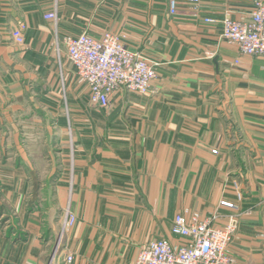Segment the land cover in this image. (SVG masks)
Returning <instances> with one entry per match:
<instances>
[{"label":"crops","instance_id":"0c3cea01","mask_svg":"<svg viewBox=\"0 0 264 264\" xmlns=\"http://www.w3.org/2000/svg\"><path fill=\"white\" fill-rule=\"evenodd\" d=\"M254 3L200 0L195 16L171 15L169 0H0V217L12 220L0 223V264H134L142 244L179 240V212L225 225L234 212L219 202L238 199L235 183L234 264H264L263 61L204 22L247 18ZM56 6L57 23L45 18ZM19 21L25 46L10 35ZM106 31L155 63L156 93L89 104L61 40ZM42 131L37 156L24 133Z\"/></svg>","mask_w":264,"mask_h":264},{"label":"built area","instance_id":"2783aa9c","mask_svg":"<svg viewBox=\"0 0 264 264\" xmlns=\"http://www.w3.org/2000/svg\"><path fill=\"white\" fill-rule=\"evenodd\" d=\"M182 5L190 6L196 16L200 0H169V13L178 14ZM45 18L58 21V7L45 14ZM206 23H221L225 40L237 44L242 55L252 56L263 61L264 68V0H255L250 16L233 19L229 14L222 20L204 18ZM29 26L19 21L10 30L13 41L19 46L26 44ZM120 34L106 31L100 38L87 32L77 37L66 35L62 43L67 59L76 70L80 84L88 87L89 104L106 109L114 94L123 89L146 95L156 92L152 84L158 73L147 56L128 48ZM58 43V42H57ZM236 63L239 59L235 60ZM63 63L60 62V69ZM217 154L219 151H212ZM237 200L221 199L219 206L231 212L225 225L215 224L216 216L205 217L198 212L186 211L175 215L171 232L178 236L177 242L167 238L150 240L142 244L134 264H234L230 247L239 225V202L242 193L235 183ZM74 219L69 214L64 218V231H68ZM67 260L71 262L70 253Z\"/></svg>","mask_w":264,"mask_h":264},{"label":"rangeland","instance_id":"374dc122","mask_svg":"<svg viewBox=\"0 0 264 264\" xmlns=\"http://www.w3.org/2000/svg\"><path fill=\"white\" fill-rule=\"evenodd\" d=\"M156 82V81H155ZM155 82H153L152 86L155 87ZM157 92V90H156ZM154 92V93H156ZM154 93H149V94H154ZM142 95V94H140ZM147 95V94H146ZM29 125H32V124H29ZM33 126V125H32ZM46 133L45 132H38V133H34V132H27V133H24V139L25 141L30 145L32 146V148L34 149V153L37 155V156H40V154L43 152V149L45 148L46 144L49 142V141H46ZM59 144V143H58ZM43 167L44 166H41V173H43ZM69 218L71 219H74L73 221V224L71 226V228L68 230V231H64V219L61 223V226H59V228H57V243H56V249L55 251L57 250V253L60 249L64 248V238L67 237V234L69 233V231L72 229L73 225H74V222H75V217L70 215L69 214ZM8 221H12L9 217L8 218H4V217H0V223H9ZM63 240V243L61 242ZM60 241V242H59ZM59 242V243H58ZM70 253L68 252L61 260L64 262V261H67V258H68V255ZM62 255V254H61ZM59 255V256H61ZM74 258V257H73ZM73 261V260H72ZM71 261V262H72Z\"/></svg>","mask_w":264,"mask_h":264}]
</instances>
